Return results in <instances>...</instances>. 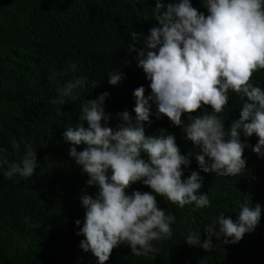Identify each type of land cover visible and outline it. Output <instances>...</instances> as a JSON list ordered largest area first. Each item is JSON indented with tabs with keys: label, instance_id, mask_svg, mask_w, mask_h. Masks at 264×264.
<instances>
[{
	"label": "trees",
	"instance_id": "1",
	"mask_svg": "<svg viewBox=\"0 0 264 264\" xmlns=\"http://www.w3.org/2000/svg\"><path fill=\"white\" fill-rule=\"evenodd\" d=\"M155 3L0 0V264H98L90 250L80 247L83 235H77L85 216L81 196L85 192L94 195L97 189L86 184L89 177L69 156L71 145L65 143L62 133L79 123L83 104L103 93H108L105 112L111 113L107 126L115 130L120 122L118 114L125 110L135 118L134 90L144 86L148 96L151 89L150 81L137 67L143 40L136 44L137 50L130 51L128 46L133 31L146 37L157 25ZM191 3L207 14L201 0ZM72 64L76 65L74 70ZM113 70L124 74L116 85L109 83L108 73ZM78 78H84L85 86L76 90L77 99L64 105L50 103L58 96V89ZM251 82L264 90V69L255 72ZM242 103L241 97L229 93L230 109L219 114L226 131L239 119ZM151 111L150 123L144 122L146 135L174 134L182 154L200 152L198 146L185 141L179 126L166 116L156 118L155 104ZM211 111L210 106H204L192 116ZM189 119L182 116L185 124ZM13 141L19 149L13 148ZM241 141L247 143L243 153L246 168L237 176L206 173L195 156L183 168L182 179L192 171L199 173V193L207 194L208 207H180L157 197L158 206L175 216L172 237L153 241L158 252L147 256H135L128 246L120 245L105 264H264V155L253 151L258 141L255 134L245 137L241 132ZM28 145L36 153L33 175L8 178L5 173L12 163L22 160ZM83 148V144L77 146L78 151ZM134 190L150 191L141 182L126 192L130 195ZM257 203L262 208L260 222L239 242L224 243L231 238L213 236L210 251L186 242L189 234H200L202 244L205 227L221 213L235 221L241 205L255 207Z\"/></svg>",
	"mask_w": 264,
	"mask_h": 264
},
{
	"label": "clouds",
	"instance_id": "2",
	"mask_svg": "<svg viewBox=\"0 0 264 264\" xmlns=\"http://www.w3.org/2000/svg\"><path fill=\"white\" fill-rule=\"evenodd\" d=\"M201 2L207 14L193 7L191 0H156L153 18L157 25L146 37L137 31L131 33L130 51L137 50L136 44L143 40L137 67L143 70L151 89L148 96L144 86L134 90L135 118L125 110L118 114L120 122L115 130L107 126L111 113L105 112L108 93H103L83 104L79 123L62 133L65 143L71 145L69 156L89 177L86 184L97 189L94 195L85 192L81 196L85 216L77 235H83L80 247L90 250L98 264H105L120 245L128 246L135 256H147L158 252L153 241L172 237L175 216L158 206L157 197L180 207L209 206L207 194L199 193V173L192 171L182 179L191 157L195 156L206 173L237 176L246 168L243 153L247 143L241 141V132L245 137L255 134L258 141L253 151L264 155V90L251 82L253 74L264 69V0ZM108 75L109 83L116 85L124 74L113 70ZM84 86V78L69 81L50 103L74 101L76 90ZM230 92L243 103L239 119L226 131L219 114L230 109ZM152 104L157 108L156 118L166 116L179 126L185 141L198 146L200 152L182 154L174 134L146 135L144 122L150 123ZM204 106H210V114L192 116ZM182 116L190 117L187 124ZM82 144L83 150L78 151ZM12 146L20 147L16 141ZM35 167L36 153L28 145L22 160L12 163L5 175L28 178ZM136 182L150 191L134 190L129 195L126 189ZM261 211L259 203L255 207L243 204L237 220L221 213L207 225L202 244L200 234H189L185 240L206 251L213 248V236L230 237L231 241L223 242L237 243L245 233L255 230ZM75 223L80 225L81 221Z\"/></svg>",
	"mask_w": 264,
	"mask_h": 264
}]
</instances>
